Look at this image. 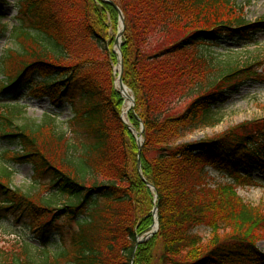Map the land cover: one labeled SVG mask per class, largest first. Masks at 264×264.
Segmentation results:
<instances>
[{
  "label": "trees",
  "instance_id": "16d2710c",
  "mask_svg": "<svg viewBox=\"0 0 264 264\" xmlns=\"http://www.w3.org/2000/svg\"><path fill=\"white\" fill-rule=\"evenodd\" d=\"M112 1L125 24L122 81L135 100L129 123H143L141 174L157 193L158 231L137 245L133 264H264L251 236L253 211L232 191L256 185L254 173L264 177V125H243L198 148L183 142L219 124L217 110L245 84H264L248 59L230 53L254 46L264 20L246 22L233 0ZM16 4L11 32L0 25V38L9 32L14 43L0 56V221L17 212L16 220H31L22 225L32 238L0 247V264H131L154 201L114 88L118 14L100 0ZM221 39L230 44L223 56L192 51ZM26 96L66 106L70 116L29 118L19 102ZM13 163L31 166L27 191L12 186ZM210 167L230 183L211 185Z\"/></svg>",
  "mask_w": 264,
  "mask_h": 264
},
{
  "label": "rangeland",
  "instance_id": "374dc122",
  "mask_svg": "<svg viewBox=\"0 0 264 264\" xmlns=\"http://www.w3.org/2000/svg\"><path fill=\"white\" fill-rule=\"evenodd\" d=\"M18 0H0V25H7L8 28L14 25L15 17H17L19 6H16ZM238 6L242 7L243 14L245 15V21L248 23H254L264 20V0H233ZM16 7V8H15ZM7 35V34H6ZM5 35V37H6ZM109 37L113 36V32L109 30ZM114 41V40H113ZM256 44L246 48H239L234 50L237 54V60L240 63L249 61L250 65L255 66L257 73L264 74V32L256 35ZM14 43L9 38H0V53L6 49L10 50ZM230 46L229 41L225 39L216 40L214 42H200L192 51L213 56L225 55L226 48ZM111 48L115 51L114 46ZM6 50V51H7ZM12 50V51H13ZM16 50V49H15ZM14 62H20L19 58L13 57ZM8 68L10 67L7 65ZM116 64L113 65V71L116 69ZM262 67V68H261ZM2 78L0 77V80ZM22 93V92H20ZM20 105L26 112V116L32 119L39 120L45 113L53 111L57 114L58 121L62 122L69 117V112L66 106H62L60 109H53L49 105L48 99L45 98H33L26 96L25 98H19ZM125 105L123 106V109ZM129 112L125 113L124 118L129 121ZM219 124L214 128H207L199 130L192 135H189L183 140L184 143H192L198 148L202 143V140L207 138H218L231 130L243 125L257 127L264 125V84L248 82L240 88L239 92L234 95H230L227 103L217 110ZM138 131V127H134ZM5 147L0 143V149ZM11 169L13 171L12 186L23 191H27L33 187L32 183V168L29 165L12 164ZM208 175L211 180V185L230 183L226 177L213 168H208ZM252 179L256 181V185H238L232 188L235 196H237L241 202L253 211L252 218L255 220L256 227L251 231V236L256 239V249L264 255V177L258 173H254ZM16 213L9 212L0 221V247L8 248V241L20 238L26 240L32 238L30 229L23 227V223L31 224V220L24 217L16 220ZM251 218V217H250ZM30 227V226H29ZM197 232L207 238L210 231L207 228L201 227L197 229ZM219 232V237L221 236Z\"/></svg>",
  "mask_w": 264,
  "mask_h": 264
},
{
  "label": "water",
  "instance_id": "95a60500",
  "mask_svg": "<svg viewBox=\"0 0 264 264\" xmlns=\"http://www.w3.org/2000/svg\"><path fill=\"white\" fill-rule=\"evenodd\" d=\"M102 1L111 5L118 13L119 29H118V32L116 34L115 40H114V47L117 49V52H115V55L117 57V65H118V69H117L118 76H117V81H116L117 90L121 94V96L124 98V100L129 101L130 108H133L134 107V98L131 94L128 95V93H127L128 90L122 83L123 65H122V55H121L120 48H121V44H122L121 39H122L123 32H124V19H123L121 12L119 11L117 6L113 2H111L110 0H102ZM129 129L134 134L136 142H137V148H138L137 169H138V173L140 175L141 180L144 181L143 177L141 176V172H140V152H141V148L143 145V138H142L143 125L140 124L139 132H136L131 127H129ZM145 184L147 187H149L154 192V198H155V200H157V194L155 192L154 187L151 184H149L148 182H145ZM152 216H153V224L151 226V231H149L148 233H146L142 237L138 238L137 244L147 241L149 238H151L157 232V230H158V219H157V207L156 206L153 208ZM133 255H134V252L132 254V257H133Z\"/></svg>",
  "mask_w": 264,
  "mask_h": 264
},
{
  "label": "bare ground",
  "instance_id": "6f19581e",
  "mask_svg": "<svg viewBox=\"0 0 264 264\" xmlns=\"http://www.w3.org/2000/svg\"><path fill=\"white\" fill-rule=\"evenodd\" d=\"M129 105H130L129 101H126V103H125V108L123 109V111H124L125 113L127 112Z\"/></svg>",
  "mask_w": 264,
  "mask_h": 264
}]
</instances>
